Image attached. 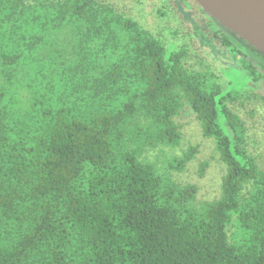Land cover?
Instances as JSON below:
<instances>
[{
    "label": "trees",
    "instance_id": "1",
    "mask_svg": "<svg viewBox=\"0 0 264 264\" xmlns=\"http://www.w3.org/2000/svg\"><path fill=\"white\" fill-rule=\"evenodd\" d=\"M219 34L264 84V54ZM188 59L99 0H0V264H264L242 89ZM184 108L225 166L212 201L174 178Z\"/></svg>",
    "mask_w": 264,
    "mask_h": 264
},
{
    "label": "rangeland",
    "instance_id": "2",
    "mask_svg": "<svg viewBox=\"0 0 264 264\" xmlns=\"http://www.w3.org/2000/svg\"><path fill=\"white\" fill-rule=\"evenodd\" d=\"M116 11L136 20L142 28L164 44L177 42L189 52L188 65L195 69L209 67L224 81L242 89L232 102L246 130L247 150L264 171V84L242 79L230 55L222 47L218 31L194 0H99ZM188 15H184V13ZM181 133L177 152L196 147L194 159L186 169L174 174L183 184L197 187L198 201H212L220 196L225 166L215 151L214 141L202 135L195 115L184 108L175 119ZM207 163L200 176L201 164Z\"/></svg>",
    "mask_w": 264,
    "mask_h": 264
},
{
    "label": "water",
    "instance_id": "3",
    "mask_svg": "<svg viewBox=\"0 0 264 264\" xmlns=\"http://www.w3.org/2000/svg\"><path fill=\"white\" fill-rule=\"evenodd\" d=\"M210 19L264 54V0H194Z\"/></svg>",
    "mask_w": 264,
    "mask_h": 264
},
{
    "label": "flooded vegetation",
    "instance_id": "4",
    "mask_svg": "<svg viewBox=\"0 0 264 264\" xmlns=\"http://www.w3.org/2000/svg\"><path fill=\"white\" fill-rule=\"evenodd\" d=\"M210 21L212 22V24L216 27V30L218 31L217 33L219 34V32L221 31H224L222 28H219L218 26H217V24L215 23V22H213L211 19H210ZM221 29V30H220ZM218 38H220V34H219V37Z\"/></svg>",
    "mask_w": 264,
    "mask_h": 264
}]
</instances>
